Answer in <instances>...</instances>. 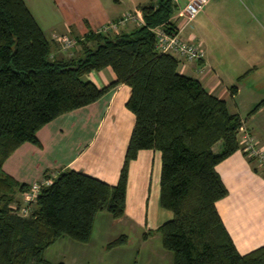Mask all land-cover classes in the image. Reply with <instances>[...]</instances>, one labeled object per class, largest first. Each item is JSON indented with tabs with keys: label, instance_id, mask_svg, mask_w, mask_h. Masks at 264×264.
Returning <instances> with one entry per match:
<instances>
[{
	"label": "trees",
	"instance_id": "obj_1",
	"mask_svg": "<svg viewBox=\"0 0 264 264\" xmlns=\"http://www.w3.org/2000/svg\"><path fill=\"white\" fill-rule=\"evenodd\" d=\"M179 7L174 0H149L138 8L143 25L128 33L89 30L73 38L76 45L69 49L79 46L80 55L63 58L52 55L54 42L23 0H0V264H64L45 258L60 238L86 244L98 213L122 218L129 164L142 150L161 155L159 203L173 215L143 236L158 233L172 264H264V246L238 253L216 209L228 194L216 166L241 148L242 119L198 80L179 73L175 55L156 49L152 30L177 31L172 18ZM105 68L115 75L107 86L98 88L86 78ZM120 84L130 88L125 107L134 126L117 183L65 169L44 175L50 183L33 201L22 200L32 185L6 174L4 162L24 143L39 146L37 132L46 124ZM261 109L264 99L248 116ZM127 243L128 236L120 235L106 250Z\"/></svg>",
	"mask_w": 264,
	"mask_h": 264
},
{
	"label": "crops",
	"instance_id": "obj_2",
	"mask_svg": "<svg viewBox=\"0 0 264 264\" xmlns=\"http://www.w3.org/2000/svg\"><path fill=\"white\" fill-rule=\"evenodd\" d=\"M23 1L46 38L54 42L52 55L74 58L80 55V47L60 50L55 42L57 37L77 39L89 30L98 32L102 26L127 15H138L141 19L119 25L116 32L109 34L131 32L143 25L138 8L149 0ZM186 1H179L180 8ZM250 1L256 11L258 0ZM232 3L244 10L254 28H246L243 18L228 13ZM172 22L176 28L182 27L178 11ZM181 36L198 44L204 59L201 63H185L176 56L180 61L179 73L198 80L210 94L225 101L229 112L242 119L246 134L264 146V109L248 116L264 99V24L252 18L238 0H210L194 21L183 27ZM86 78L103 88L114 81L115 75L110 68H105L91 72ZM232 87H236L235 92ZM129 96L130 88L120 84L98 101L56 118L37 132L40 145L22 144L4 162L3 171L27 185L42 181L46 174L55 176L65 169L115 185L134 126V115L125 107ZM218 144L213 147L215 153L219 152ZM160 171V153L140 151L129 164L124 216L113 219L106 212L98 213L89 242L93 241L95 232L106 246L125 231L135 229L142 233L144 243L147 239L143 234L172 219V213L160 207ZM216 171L228 190L227 196L216 202V209L236 250L244 255L264 246V171L259 163H250L241 146L220 162ZM21 198L24 199L23 195ZM150 203L156 208L152 210ZM118 227L127 230L120 231ZM128 245L129 238L126 245L111 252Z\"/></svg>",
	"mask_w": 264,
	"mask_h": 264
},
{
	"label": "rangeland",
	"instance_id": "obj_3",
	"mask_svg": "<svg viewBox=\"0 0 264 264\" xmlns=\"http://www.w3.org/2000/svg\"><path fill=\"white\" fill-rule=\"evenodd\" d=\"M238 1L243 6H246L252 18L254 17L255 20L264 24V0H258L256 11L251 7L250 0ZM224 11L226 12V9ZM228 13L232 17L237 15V18H243L242 20L246 22L244 25L246 28H254V25L247 20V14L242 8L240 9L232 3L229 5ZM220 146L221 143L217 145V150H220ZM21 203L22 205L25 204ZM150 207L152 210L156 208L154 203H150ZM22 213L24 216H29L28 212ZM118 228L120 231L127 230L124 227V229ZM123 235H127L129 238L128 247L116 250L113 253L105 251L106 246H104V240L99 236V233L94 232V239L88 244L76 242L68 237H62L46 250L45 258L52 263L62 262L64 264H121L119 263L120 259L123 260L122 264H172V254L162 247L161 238L158 233L152 234L144 243L141 239L142 233L140 230H128Z\"/></svg>",
	"mask_w": 264,
	"mask_h": 264
},
{
	"label": "built area",
	"instance_id": "obj_4",
	"mask_svg": "<svg viewBox=\"0 0 264 264\" xmlns=\"http://www.w3.org/2000/svg\"><path fill=\"white\" fill-rule=\"evenodd\" d=\"M180 0H174L176 4L180 6ZM210 0H187L181 8L179 7V17L183 20V25L177 31L168 33L162 27L153 29L157 43L156 49L163 54H172L181 58L185 63L198 62L201 63L204 59V52L202 48L193 42L186 41L181 36V31L186 25H190L196 16L203 11L204 7ZM141 19V17L127 15L117 22H111L102 26L99 33H112L116 32L119 25H125L126 22L132 20ZM55 41L60 45L61 50L68 51L74 45L76 41L73 38L63 36L56 38ZM240 144L242 146V152L248 158L255 159L261 169L264 171V146L260 145L255 139L248 136L243 129V126L239 130ZM51 180H42L40 183H34L31 186V190L23 195L25 201L31 202L36 197L41 186L48 185Z\"/></svg>",
	"mask_w": 264,
	"mask_h": 264
}]
</instances>
